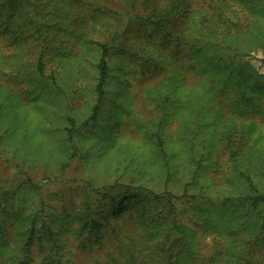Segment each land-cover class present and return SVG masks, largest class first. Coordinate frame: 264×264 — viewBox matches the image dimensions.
Segmentation results:
<instances>
[{"label": "rangeland", "instance_id": "obj_1", "mask_svg": "<svg viewBox=\"0 0 264 264\" xmlns=\"http://www.w3.org/2000/svg\"><path fill=\"white\" fill-rule=\"evenodd\" d=\"M28 1L35 10L25 7L17 16L34 17L32 23H12L14 30L4 33L0 19V238L8 242L0 246V264L19 249L21 225L36 209L38 230L46 222L45 229L60 240L59 254L67 252L70 239L75 242L72 216L82 210L88 184L96 188L118 181L181 194L194 169L193 143L204 166L188 194L208 200L202 198V206L183 203L188 212L182 222L197 254L206 259L216 249L224 251L235 221L221 219L219 207L225 197L244 193L230 175L224 137L240 144L252 174L264 171V0L249 5L222 0L225 15L245 31L237 45L249 56L219 54L212 60L208 51L200 62L185 54V30L164 35L168 31H152L135 19V14L155 15V8L163 11L166 0L154 1L147 11L142 0ZM204 7L208 10L206 2ZM255 15L260 31H246ZM97 41L119 50H111L97 115L80 126L97 102ZM43 47L45 74H53L56 84L34 72ZM244 88L247 96L239 100ZM67 117L79 127L73 144L64 132ZM154 133L164 141L168 171ZM113 199L114 194L93 196L94 214L119 213ZM258 237L264 238V231ZM34 241L33 264L46 253ZM72 245V255L83 264L88 254ZM255 249L264 264V245ZM216 257V264L229 258Z\"/></svg>", "mask_w": 264, "mask_h": 264}, {"label": "trees", "instance_id": "obj_2", "mask_svg": "<svg viewBox=\"0 0 264 264\" xmlns=\"http://www.w3.org/2000/svg\"><path fill=\"white\" fill-rule=\"evenodd\" d=\"M154 1L160 2V0H142L143 9L147 11V7L152 8ZM166 1L163 11L155 8L152 11L156 13L155 15L142 17L140 14H135V19L143 21L144 26L152 31H168L164 35H172L175 31L178 33L185 30V44H189V49H185V54L194 61L200 62L205 59L208 51H211L209 59L212 60L219 54L225 57L230 53L249 56L248 52L241 51L237 45L239 36L244 35L245 31L238 23L229 20L225 15L222 0ZM235 1L249 5L252 0ZM205 2L208 10L204 7ZM253 4H255L254 1ZM25 7L28 12L30 9L35 10L34 4L28 0H0V19L4 33L14 30V27H11L12 23L18 22L19 25H22L33 22L34 17L29 16L27 19H23L21 16H17L18 11ZM219 19L221 21L218 23ZM227 21L229 24L224 25ZM252 22L250 26H247L246 31H260V26H258L260 21L256 15ZM247 33L249 36V32ZM261 39L264 40V33L263 36L261 35ZM96 46L99 49L94 87L97 102L93 105L88 118L80 126L86 125L97 115L99 101L105 93L104 86L109 76L111 50H119L118 47L105 41H97ZM34 67V72L38 77H47L56 84L53 74H45L44 47L39 52ZM209 90L210 88L207 87V92ZM247 91L244 88L242 95L240 94L237 98L243 99L245 94L247 96ZM239 92L241 93V90ZM67 120L70 126H65L64 132L67 141L73 144L74 134L79 127L75 126L71 117H67ZM154 136L156 148L164 156V166L168 171L169 163L165 156L164 141L157 133H154ZM224 140L226 153L229 154L231 162H229L230 167H232L230 175L233 176L232 180L237 183L241 182L239 185H242L240 188L242 187L244 192L228 199L225 197L219 207V210L222 211L221 219L226 217L235 221L230 232L227 231L228 244L224 251L216 249L214 254L206 259L197 254L192 242L188 240L189 228L182 222L183 215L188 212L185 207L188 203L196 202L197 206L199 204L202 206L204 203L202 198L208 200L206 195L200 193L197 195L188 194V186L194 185L200 169L204 166L202 156L196 159L197 150L193 143L189 147L190 161L194 165V169L190 174V181L185 184L181 194H175L168 189L157 192L142 184L133 185L118 181L96 188L88 184L83 207H80L82 210L75 211L72 216L70 224L74 228L71 237L75 239V242L70 239L71 247L65 252L66 254L64 252L59 254L57 241L60 240H55L52 232L45 229L46 222L43 221L42 228L38 230L36 219L40 221V216L36 209L26 218L28 220L26 226L21 225L23 239L18 250L12 249L11 255L7 258V264H33L32 252L33 246H36L34 245L36 238L39 250L43 251V254L46 253L41 260L34 264H81L80 260L72 255L74 251L72 244H77L80 250L88 254L85 261L82 262L83 264H216L217 254L229 257L226 264H260V255H256L255 246L259 248L264 245V238L258 237L264 231V171L252 174L248 169L249 165L242 157L240 144L234 145L230 135H226ZM205 160H208V157ZM166 177H169V173ZM113 194L114 206L121 207L119 213L108 214V216L102 213L94 214L92 197ZM120 194L125 198H119ZM183 203H185L184 207ZM122 206L124 207L122 208ZM240 206H242V211ZM130 207H135L137 211L132 213V210L129 211ZM127 220L133 221L134 224H127ZM255 230H258L256 234H254ZM239 233L240 236H238ZM244 234H247L248 237H244ZM244 239L248 241L244 243ZM0 246L5 248L8 246V242H2L0 238ZM103 246L106 250L104 253L101 251L104 250Z\"/></svg>", "mask_w": 264, "mask_h": 264}]
</instances>
